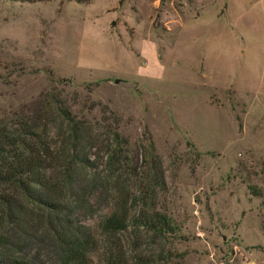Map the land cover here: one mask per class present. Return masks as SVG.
<instances>
[{
    "label": "rangeland",
    "instance_id": "obj_1",
    "mask_svg": "<svg viewBox=\"0 0 264 264\" xmlns=\"http://www.w3.org/2000/svg\"><path fill=\"white\" fill-rule=\"evenodd\" d=\"M51 94L164 171L173 233L104 208L93 264H264V0H0V122Z\"/></svg>",
    "mask_w": 264,
    "mask_h": 264
},
{
    "label": "trees",
    "instance_id": "obj_2",
    "mask_svg": "<svg viewBox=\"0 0 264 264\" xmlns=\"http://www.w3.org/2000/svg\"><path fill=\"white\" fill-rule=\"evenodd\" d=\"M110 114L93 123L51 94L0 122V264H93L98 240L87 221L104 208L111 209L100 225L106 234L130 224L173 233L155 207L165 177L152 138L149 160L137 165Z\"/></svg>",
    "mask_w": 264,
    "mask_h": 264
}]
</instances>
